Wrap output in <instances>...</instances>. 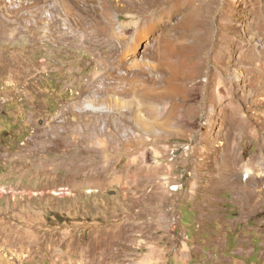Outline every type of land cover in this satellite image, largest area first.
I'll return each instance as SVG.
<instances>
[{
	"label": "rangeland",
	"instance_id": "obj_1",
	"mask_svg": "<svg viewBox=\"0 0 264 264\" xmlns=\"http://www.w3.org/2000/svg\"><path fill=\"white\" fill-rule=\"evenodd\" d=\"M263 175L264 0H0V264H264Z\"/></svg>",
	"mask_w": 264,
	"mask_h": 264
},
{
	"label": "built area",
	"instance_id": "obj_2",
	"mask_svg": "<svg viewBox=\"0 0 264 264\" xmlns=\"http://www.w3.org/2000/svg\"><path fill=\"white\" fill-rule=\"evenodd\" d=\"M14 189V187L8 186V185H0V196L4 193V192H10V190ZM46 190H33V194L36 195H40L43 192H45ZM49 192L55 194V196H66L69 194H72V189L67 186V185H61L58 187H55L53 189H49ZM21 195V194H20Z\"/></svg>",
	"mask_w": 264,
	"mask_h": 264
},
{
	"label": "bare ground",
	"instance_id": "obj_3",
	"mask_svg": "<svg viewBox=\"0 0 264 264\" xmlns=\"http://www.w3.org/2000/svg\"><path fill=\"white\" fill-rule=\"evenodd\" d=\"M233 169H234V168L232 167V168H229L228 170L231 171L232 174H233V171H235V170H233ZM246 176L250 177V174H247ZM263 176H264V175H263ZM260 178H262V177H260ZM262 181H264V180H262Z\"/></svg>",
	"mask_w": 264,
	"mask_h": 264
}]
</instances>
